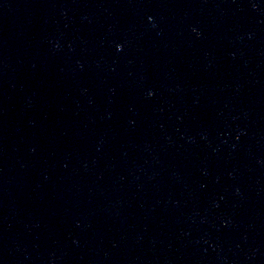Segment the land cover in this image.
Returning <instances> with one entry per match:
<instances>
[{"label": "water", "instance_id": "water-1", "mask_svg": "<svg viewBox=\"0 0 264 264\" xmlns=\"http://www.w3.org/2000/svg\"><path fill=\"white\" fill-rule=\"evenodd\" d=\"M0 264H264V0H0Z\"/></svg>", "mask_w": 264, "mask_h": 264}]
</instances>
